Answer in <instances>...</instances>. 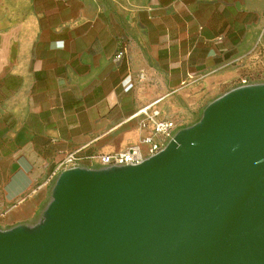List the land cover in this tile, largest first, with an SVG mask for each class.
I'll use <instances>...</instances> for the list:
<instances>
[{
	"label": "crops",
	"instance_id": "obj_1",
	"mask_svg": "<svg viewBox=\"0 0 264 264\" xmlns=\"http://www.w3.org/2000/svg\"><path fill=\"white\" fill-rule=\"evenodd\" d=\"M242 78L264 82V0H0V229L42 218L66 152H146Z\"/></svg>",
	"mask_w": 264,
	"mask_h": 264
},
{
	"label": "water",
	"instance_id": "obj_2",
	"mask_svg": "<svg viewBox=\"0 0 264 264\" xmlns=\"http://www.w3.org/2000/svg\"><path fill=\"white\" fill-rule=\"evenodd\" d=\"M0 264H264V82L233 87L135 165L62 170Z\"/></svg>",
	"mask_w": 264,
	"mask_h": 264
},
{
	"label": "built area",
	"instance_id": "obj_3",
	"mask_svg": "<svg viewBox=\"0 0 264 264\" xmlns=\"http://www.w3.org/2000/svg\"><path fill=\"white\" fill-rule=\"evenodd\" d=\"M263 82L254 78H242L236 86L247 85L252 83ZM235 86V87H236ZM149 106H145L140 109V113L148 115ZM157 112L153 111V115ZM181 128L178 127L173 121L158 120L154 122V132L159 135L158 140H153L151 137H146L144 142L148 145V150L146 152L142 151L138 146L132 145L129 148L118 152V153H108L101 154L99 156V165L93 168H105L111 166H124V165H135L143 161L146 157L154 155L162 150L167 143L174 137L176 131ZM92 158L93 156H89ZM87 158L83 154L82 149H75L66 152L61 160L58 162L57 170L54 172L53 177L56 178L58 174L65 169L83 166L82 161Z\"/></svg>",
	"mask_w": 264,
	"mask_h": 264
},
{
	"label": "bare ground",
	"instance_id": "obj_4",
	"mask_svg": "<svg viewBox=\"0 0 264 264\" xmlns=\"http://www.w3.org/2000/svg\"><path fill=\"white\" fill-rule=\"evenodd\" d=\"M3 3L11 5L14 8H20L23 4V0H1Z\"/></svg>",
	"mask_w": 264,
	"mask_h": 264
},
{
	"label": "rangeland",
	"instance_id": "obj_5",
	"mask_svg": "<svg viewBox=\"0 0 264 264\" xmlns=\"http://www.w3.org/2000/svg\"><path fill=\"white\" fill-rule=\"evenodd\" d=\"M2 3H3V2H2ZM201 114H202V113H201ZM201 114H199L198 119L201 117ZM196 121H197V120H196ZM196 121H194V120H193V121H187V122H186V124H187L186 126H189V125L195 123Z\"/></svg>",
	"mask_w": 264,
	"mask_h": 264
}]
</instances>
